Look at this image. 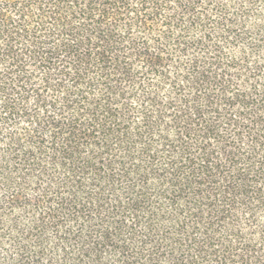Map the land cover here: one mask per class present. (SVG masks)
<instances>
[{
  "label": "trees",
  "instance_id": "trees-1",
  "mask_svg": "<svg viewBox=\"0 0 264 264\" xmlns=\"http://www.w3.org/2000/svg\"><path fill=\"white\" fill-rule=\"evenodd\" d=\"M0 264H264V0H0Z\"/></svg>",
  "mask_w": 264,
  "mask_h": 264
}]
</instances>
